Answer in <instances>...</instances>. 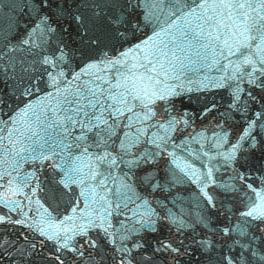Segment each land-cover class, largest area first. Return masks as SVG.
<instances>
[{
	"label": "snow or ice",
	"instance_id": "6c2138e0",
	"mask_svg": "<svg viewBox=\"0 0 264 264\" xmlns=\"http://www.w3.org/2000/svg\"><path fill=\"white\" fill-rule=\"evenodd\" d=\"M0 264H264V0H0Z\"/></svg>",
	"mask_w": 264,
	"mask_h": 264
},
{
	"label": "water",
	"instance_id": "95a60500",
	"mask_svg": "<svg viewBox=\"0 0 264 264\" xmlns=\"http://www.w3.org/2000/svg\"><path fill=\"white\" fill-rule=\"evenodd\" d=\"M221 91H223V90H220V92ZM217 94L218 93H213L211 95H207V99L212 100L214 98V99H216L217 103H221L222 101H226L227 93L222 94V95L219 94V96L214 97V95H217ZM204 98H205L204 95H201V99L198 102L195 98V95H193L192 107L190 109L193 116H196V113L199 111L200 104L203 102ZM210 122H212L211 116H209L207 119H201L199 117H196L193 121L192 128L189 129L188 132L184 133V136H187L189 133H191L192 135H195V133L197 131H203V130L207 129ZM206 135H210V132H206ZM181 138H183V136ZM198 139H199L200 144L204 146V150H208L207 141L205 139H202V138H198ZM192 147L194 149L196 147V145H193Z\"/></svg>",
	"mask_w": 264,
	"mask_h": 264
}]
</instances>
